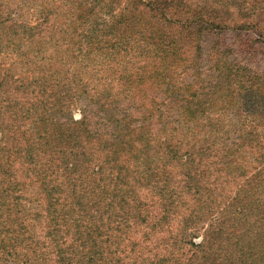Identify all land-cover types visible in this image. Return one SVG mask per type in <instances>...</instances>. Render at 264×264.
Wrapping results in <instances>:
<instances>
[{"label":"trees","instance_id":"trees-1","mask_svg":"<svg viewBox=\"0 0 264 264\" xmlns=\"http://www.w3.org/2000/svg\"><path fill=\"white\" fill-rule=\"evenodd\" d=\"M9 2L0 264H264V0Z\"/></svg>","mask_w":264,"mask_h":264},{"label":"rangeland","instance_id":"rangeland-1","mask_svg":"<svg viewBox=\"0 0 264 264\" xmlns=\"http://www.w3.org/2000/svg\"><path fill=\"white\" fill-rule=\"evenodd\" d=\"M0 2L3 4H8L10 3L9 0H0ZM21 4H25L24 1H22V3L19 4V9L15 10L16 15H19L22 13V11L24 10V7H22ZM31 14L36 15L35 13L31 12ZM37 16V15H36ZM30 22L32 20V23H34V19L32 18V16L29 17ZM260 28L262 29L261 32L264 33V23H261ZM252 33L250 32H241L238 33V36H234V34L229 33V34H223L220 38L221 42L225 41L228 44H233V47L236 49L238 54H243V57L245 56V54H251L248 51V48L246 47V45L244 44L246 42V38H250L249 36H251ZM253 37H255L254 33H253ZM254 54H257V56H255V63L260 65L263 63L264 58H263V54H264V45H262L261 43L257 45L256 51ZM67 68H69V70L71 71H76L78 73L79 71V66L77 64H75L73 62L72 59H68L67 61ZM82 70H80L79 72H81ZM66 76V75H65ZM84 78L88 79L90 76L86 75L85 72L82 75ZM81 74L79 75V77H82ZM119 89V87H118ZM82 112H83V107L79 104V105H75V107H73L72 109V116L75 120L79 121L82 118Z\"/></svg>","mask_w":264,"mask_h":264}]
</instances>
